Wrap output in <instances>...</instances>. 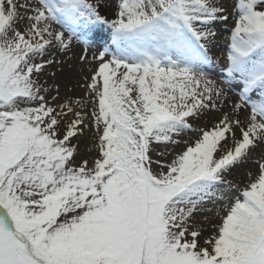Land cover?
<instances>
[{"label": "snow or ice", "instance_id": "snow-or-ice-1", "mask_svg": "<svg viewBox=\"0 0 264 264\" xmlns=\"http://www.w3.org/2000/svg\"><path fill=\"white\" fill-rule=\"evenodd\" d=\"M230 7L0 0V264H264V0ZM60 57L82 97L43 79Z\"/></svg>", "mask_w": 264, "mask_h": 264}, {"label": "rangeland", "instance_id": "rangeland-1", "mask_svg": "<svg viewBox=\"0 0 264 264\" xmlns=\"http://www.w3.org/2000/svg\"><path fill=\"white\" fill-rule=\"evenodd\" d=\"M225 4L229 6V12L231 13V4L234 3V0H224ZM235 24V18L233 15H229V20L224 23L221 22L216 29L218 32V41L217 45L214 49L215 58L219 60L220 65L222 66L226 57V49L228 48V44L230 43V36L232 29ZM106 33H101L97 37L99 43H105L106 39ZM76 56L80 53V48ZM99 48H93L89 54H92V52H98ZM61 59V57H60ZM82 66L75 58L68 60V63H62L56 66L51 67V72H55L56 75L53 77L50 74H46L43 79H46L49 83V85L56 84L59 86V95L60 99L63 100L66 97H72V98H80L84 95V89L81 87V83L83 80V77L85 75H90L91 73L87 70L81 71ZM216 71H219V68L216 69ZM218 80L220 77H215ZM55 94L50 93V95ZM219 114H212L211 116L207 117L206 120L208 123H210L212 120H215L218 117ZM205 120L198 121L197 123L200 126H203L205 124ZM89 149H91L89 151ZM79 150L80 155L82 157L88 158L91 160V158L95 157L98 153L95 149V146L90 143L88 138H85L81 141H79ZM261 150L257 149V151L254 153V158L252 160H249V162L242 167L236 169L230 179H233L234 181L240 183V186L243 187L244 184L248 182L247 174L252 173L253 176L257 174V165L255 163V158L260 157ZM79 160V157H78Z\"/></svg>", "mask_w": 264, "mask_h": 264}, {"label": "bare ground", "instance_id": "bare-ground-1", "mask_svg": "<svg viewBox=\"0 0 264 264\" xmlns=\"http://www.w3.org/2000/svg\"><path fill=\"white\" fill-rule=\"evenodd\" d=\"M78 51H79V49L76 47V48L74 49L75 55H77ZM69 55H72V54H69ZM89 55L91 56V54H89ZM74 58H75V57H73L72 59H74ZM61 59L64 60V63H68V60H70V59H68L67 57H61ZM88 67H94V65H90V66H88ZM231 96H232V100H233V101H235V100L238 99L234 92L231 93Z\"/></svg>", "mask_w": 264, "mask_h": 264}]
</instances>
